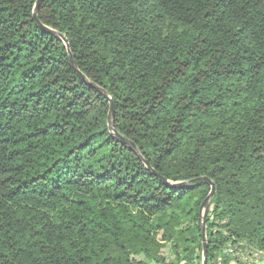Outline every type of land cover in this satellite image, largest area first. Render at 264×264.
<instances>
[{
    "label": "trees",
    "instance_id": "16d2710c",
    "mask_svg": "<svg viewBox=\"0 0 264 264\" xmlns=\"http://www.w3.org/2000/svg\"><path fill=\"white\" fill-rule=\"evenodd\" d=\"M36 1L0 0V264H202L204 177L207 264L264 259V0H41L136 149Z\"/></svg>",
    "mask_w": 264,
    "mask_h": 264
},
{
    "label": "water",
    "instance_id": "95a60500",
    "mask_svg": "<svg viewBox=\"0 0 264 264\" xmlns=\"http://www.w3.org/2000/svg\"><path fill=\"white\" fill-rule=\"evenodd\" d=\"M40 3L41 0H37L35 7H34V12H33V19L34 21L45 31L49 32V33H56L58 34L63 41L65 42L68 51H69V57H70V61L72 66L74 67V69L76 70V72L78 73V75L84 79L85 81H87L90 85L94 86L96 89H98L99 91L103 92L105 97L109 99V103H110V109H109V117H108V122L110 125V130L112 132L115 133V135L123 142V143H127L130 144L131 146H133L135 149V144L133 142L128 141L124 136H122L121 134L118 133V131L116 130L115 126H114V117H115V106H114V100L111 96H109V94L106 91H103L102 88L98 87L96 84L92 83L90 80L87 79V77L78 69V67L75 64L74 58L69 50V45H68V40L66 39V37L58 32H56L55 30H52L51 28H48L47 26L43 25L39 18H38V11L40 8ZM148 164V163H147ZM160 179L162 181H164L165 183L168 184H172L171 182H169L168 180H166L164 177L160 176ZM197 180H201L205 183H208L209 185H211V192L208 195V197L204 200L203 204H202V209H201V223H202V237H203V260H202V264H207L208 261V246H209V242H208V235H207V228H206V213H207V205L208 202L210 201V199H212V197L215 194L216 188H215V184L209 180V178L204 177V178H199ZM176 186H181L182 184L180 183H176Z\"/></svg>",
    "mask_w": 264,
    "mask_h": 264
},
{
    "label": "rangeland",
    "instance_id": "374dc122",
    "mask_svg": "<svg viewBox=\"0 0 264 264\" xmlns=\"http://www.w3.org/2000/svg\"><path fill=\"white\" fill-rule=\"evenodd\" d=\"M164 253H165V255L167 256V257H171V255H173L172 254V250H171V246H170V244H167V246H166V248L164 249ZM237 255L242 259V260H244V262H249L250 261V259H251V257H250V255H252V253H251V251H250V249H238L237 250ZM254 255V254H253ZM259 260L261 261V260H264V259H261V258H259Z\"/></svg>",
    "mask_w": 264,
    "mask_h": 264
},
{
    "label": "built area",
    "instance_id": "2783aa9c",
    "mask_svg": "<svg viewBox=\"0 0 264 264\" xmlns=\"http://www.w3.org/2000/svg\"><path fill=\"white\" fill-rule=\"evenodd\" d=\"M255 255V257H256V264H264V260H259V258H261L262 259V256H263V252H257L256 251V253L254 254Z\"/></svg>",
    "mask_w": 264,
    "mask_h": 264
}]
</instances>
